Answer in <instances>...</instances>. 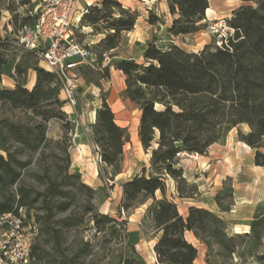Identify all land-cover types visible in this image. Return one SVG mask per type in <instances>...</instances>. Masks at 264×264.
I'll return each instance as SVG.
<instances>
[{
    "label": "trees",
    "instance_id": "16d2710c",
    "mask_svg": "<svg viewBox=\"0 0 264 264\" xmlns=\"http://www.w3.org/2000/svg\"><path fill=\"white\" fill-rule=\"evenodd\" d=\"M241 2L228 19L234 29L228 45L217 47L210 42L194 52L182 48L175 40L205 26L203 19L209 0H166L171 20L165 39L153 36L147 42L142 63L123 58L104 65L98 72L102 78H108L110 66L120 70L125 82L123 94L140 111L138 139L149 153L148 165L121 183V208L131 207L138 196L151 198L146 213L155 230L153 251L158 264H198L197 248L186 239V231H191L205 246L206 264H219L211 256L232 262L234 255L240 258L251 247L262 244L264 212L255 213L248 223V232L230 234L226 221L218 213L192 205L183 216L166 195L168 176L175 183L176 197H195L197 186L186 181L183 169L178 166L180 155L205 154L211 144L220 140L224 128L239 123L250 128L247 133H238L239 140L254 149V164L264 166L261 151L264 149V0ZM24 5L30 6V0H0V17L3 11H8L11 27L7 31L5 26V34L0 33V213L23 208L31 233L30 264H78L82 255L89 254L91 239H80L75 248L68 250L62 247L64 231L81 226L86 214V220L93 224L92 233H99L106 224L116 223V219L94 210L91 199L95 189L84 183L78 171L68 170L73 126L63 110L66 102L60 98L55 75L33 65L36 81L31 89L24 87V81H16L13 88L1 84L8 55L6 47L16 41L21 27L34 20L28 12L20 11ZM137 17L136 10L119 0L86 5L78 25L101 35L93 44L94 60L97 57L101 62L111 55L118 48L122 33L134 28ZM147 22L160 25L163 16L150 12ZM29 59L27 55L21 63H16L17 75L31 66ZM87 65L79 66L77 71L88 68ZM15 110L23 117H16ZM52 119L58 120L63 129L55 144L64 154L65 174L58 179L43 171L36 177L41 180L42 188L36 189L20 182L21 172L29 166L33 153L38 154L37 161L44 154L43 148L49 141L46 128ZM91 135L101 165L106 171L110 168V176L115 177L121 172L126 131L116 123L104 95L95 109ZM22 152L25 158L17 155ZM227 181L214 195L221 212L229 211L234 204L233 187ZM156 191L160 192L159 198ZM77 195H84L85 201L81 212L76 214ZM36 203L40 204V213L33 219L29 211L36 208ZM60 212L66 214L56 219ZM55 254L57 263L52 257ZM256 254L258 260L264 259V252ZM124 264L133 263L125 259Z\"/></svg>",
    "mask_w": 264,
    "mask_h": 264
},
{
    "label": "rangeland",
    "instance_id": "374dc122",
    "mask_svg": "<svg viewBox=\"0 0 264 264\" xmlns=\"http://www.w3.org/2000/svg\"><path fill=\"white\" fill-rule=\"evenodd\" d=\"M120 1L124 6L138 12L134 29L122 33L118 48L111 52L113 56L112 54L108 55L101 62H98L97 57H95V60L87 65L88 68H82L81 72L75 71L77 79L76 105L72 109V113H76L78 117H75V120L68 118L73 126L72 133H70L71 146L69 147V155L72 148V134L77 126V122L84 121V123H87L91 117V108H97L100 105L103 95L114 113L116 123L126 131L121 166L122 174L120 176L112 178L109 173L110 168L106 171L104 166L99 165L94 160L99 177L102 180V186L96 189L92 187L95 189V193L91 199V203L95 211L110 215L116 219V223H108L99 233H92V231L94 232L92 228L93 224H91V220H86V217H88V214H86L81 226L69 228L64 231L62 247H67L68 250L75 248L79 244L80 239H83V241L84 239H91V250L89 254L82 255L78 260V264H124L125 259H130L133 264H157L153 254V244L156 240L155 230L146 213V208L150 204L151 198L138 196L132 201L131 207L124 208L123 212H121L122 186L120 182L131 178L134 174L140 172L142 166L148 165L149 153L143 149L138 139L140 111L123 94L125 82L124 75L121 71L110 66L108 78H102L98 72H101L100 70L104 65L111 64L113 61L123 58H132L136 62L142 63L143 57L140 58V54L143 46L153 36L159 38L165 37V30L170 24L171 16L166 15L162 10L164 0ZM225 1L209 0L212 4L217 2L218 5ZM26 6L28 7L29 5ZM150 12L162 15L163 22L160 25L155 24L150 26L146 19ZM165 15L166 17H164ZM215 19L218 18H212V20ZM5 26L6 24L2 28L0 27L2 35L5 34ZM6 29L8 31L9 27L6 26ZM86 30V26L81 27L78 25L77 27H72L75 40L86 45L94 52L93 44L98 41L101 35L93 34L91 29L88 32ZM204 31L206 32L205 26ZM206 34L209 35L207 32ZM175 42L188 51L194 49L189 39L178 38ZM6 48V53L10 57H13L14 60L17 59V63H21L25 49L14 40ZM34 57L39 59L37 56ZM36 59L34 61H37ZM41 64L44 66L43 62ZM63 110L71 111L70 107H64ZM13 113L16 117L22 116L18 110H15ZM249 130L250 128L246 123H239L228 129L224 128L220 140L216 144L208 147L205 154H199L198 156L194 154H181L178 164L183 169L186 181L197 186L198 200L206 205L210 204L212 194H216L221 184L227 181V178L230 179L227 182L233 185V196L236 198V202H234L231 209L225 212L227 221L236 224L233 230H228L230 234L244 233V227L241 223L245 222L248 224L255 213L258 211L264 212V166L260 169L254 167L252 162L254 149L239 140L238 133L244 134ZM62 135L63 129L61 123L55 119L50 120L46 128V136L49 141L47 146L43 148L44 154L41 158L39 156V161L36 160L38 154H32L29 166L22 169L20 182L33 185L36 189H41L43 184L36 177L41 176L43 171H47L50 175L58 177V179L63 178L65 174L64 154L55 144V141ZM237 147L241 148L239 149ZM261 151L264 153V149H261ZM52 154L57 157L54 159ZM17 155L20 158H25L24 152ZM60 168L62 169L60 170ZM68 170L73 171L71 158ZM106 179L111 180V184L106 182ZM165 181L167 197L177 204L178 201L175 199L176 190L173 179L167 176ZM74 192L77 194L76 190ZM201 194L202 196L200 197L199 195ZM155 196L159 198L160 192L156 191ZM84 201V195H77V206L74 208L76 214L81 212V204ZM183 205V203L178 204L180 209H183ZM39 206L40 204L36 203V208L30 209L31 218L35 219V215L40 213ZM65 214L64 212L57 213L55 218L59 219ZM87 227L91 228L88 229ZM246 229L249 231V225ZM250 249L244 252V255L240 258L234 255L231 260L232 262H224L220 257L213 258L211 256V258L215 259L219 264H264V259L258 260L255 256L257 255L256 253L260 254L264 252V237L259 247H251ZM205 252L206 248L204 251V260ZM52 257L55 260L54 263H57V255L55 254Z\"/></svg>",
    "mask_w": 264,
    "mask_h": 264
},
{
    "label": "built area",
    "instance_id": "2783aa9c",
    "mask_svg": "<svg viewBox=\"0 0 264 264\" xmlns=\"http://www.w3.org/2000/svg\"><path fill=\"white\" fill-rule=\"evenodd\" d=\"M78 3L79 0H38L37 8L28 11L34 16L33 22L21 27L16 35V42L26 50L35 51L45 69L55 75L60 95L71 112L76 105L75 71L94 61L93 52L73 36L72 27L78 26L85 12V7ZM228 19L206 20L205 30L217 47L227 46L233 36L234 29ZM92 150L94 160L101 165L95 144ZM106 182L111 184L112 181L106 179ZM28 229L22 207L0 213V264H30L31 233Z\"/></svg>",
    "mask_w": 264,
    "mask_h": 264
},
{
    "label": "crops",
    "instance_id": "0c3cea01",
    "mask_svg": "<svg viewBox=\"0 0 264 264\" xmlns=\"http://www.w3.org/2000/svg\"><path fill=\"white\" fill-rule=\"evenodd\" d=\"M98 1H100V0H79L78 5L86 7V5L94 4V3H97ZM227 2H230L231 5H230V3H227ZM241 4H242L241 0H229V1L226 0L224 3L219 4V5L217 2L213 3V4L211 2H209V7L205 10V19H203V22H206V20L212 19V18L227 17V16L230 17L231 11L235 7H237ZM37 6H38V0H30V6L27 7L26 5H24L23 8H20V11L21 12H28L29 10L36 9ZM162 10L165 12L166 15H169L167 13L166 0H164ZM166 15L164 17H166ZM9 18H10L9 12L3 11L2 15H1V19H0V27L1 28H2V26H4L6 24V26L9 27V30H10ZM135 24H136V22H135ZM149 25L152 26L153 24L149 23ZM86 28H87L86 32L90 31V29L88 27H86ZM184 39L185 40L189 39L191 41V43L193 44V47H194V49H192V51H194V52L200 50L205 44L210 43L212 40L211 37L209 35H207L206 32L204 31V27L202 29L198 30L197 32L193 33V34H189V35L185 36ZM144 47H145V45L143 46L142 51H143ZM27 55L30 58L28 63L31 66H29L27 68L25 73H21L20 75H17L15 73V65H16L18 60L17 59L14 60L13 57H10L9 55H7L6 63L3 66V74L1 76V84L3 86L8 87V88H13L15 86L16 81H19V82L24 81V87H26L28 89H31L33 87V85L35 84V81H36V72L32 68V66L37 65V66H40L42 68H45V66H43L41 64L42 61L40 59H36V57H34L37 55L33 51H26L25 50V54H24L23 59ZM140 58H142V52L140 54ZM35 59L37 61H34ZM60 97H61V95H60ZM64 107H68V106L66 105ZM95 109H96V107L91 108V110H90L91 117L87 121V123H84V121L77 122V126L75 127L74 132L72 134V148L70 151V158H71V167H73V170H76L80 173L83 181L86 184H88L89 186L96 189V188L102 186V180L99 177L98 170L96 168V164H95L94 159H93V150H92L94 143H93V139H92V135H91V124L94 121ZM65 112L67 113L69 119H71V118L74 119L75 117H78V115L76 113H75L76 114L75 115L71 111L65 110ZM71 114H73V115H71ZM213 144H216V142ZM213 144H211L210 146H212ZM244 145H246V144H244ZM237 148L240 149L241 147H237ZM253 158H254V154L252 155V162H253ZM253 165H254V167H256L258 169H260L262 167L259 165H255L254 162H253ZM121 174H122V170L116 176H120ZM121 183L122 182H120V184ZM221 187H222V184H221ZM233 195H234V191H233ZM196 196L195 197H189V198H179V197L175 198L178 201V202L177 201L176 202H177V207H178L180 214H182L183 216L186 215L188 207L192 206V205L205 207V208H207L213 212L219 213L221 217L223 214L222 218L223 219L225 218L224 220H226L227 231L233 230V227H235L236 224L229 223L226 219L227 218L226 213L219 211V208H218V206H217V204L213 198L214 194H212V200H211L209 205H206L205 203L200 202L198 200V196L197 197ZM199 196L201 197L202 194ZM233 200H234V202H236V198L234 196H233ZM180 203L184 204L183 209L179 208L178 204H180ZM243 219H246V218H243ZM241 225L244 227L243 231L247 232L248 229H246V228L248 227V224L244 222V223H241ZM185 237L189 242H191L197 248V257H196L195 261L198 264H206L205 260L203 258L204 257V251H205L204 245L193 235V233L191 231H186ZM155 241H154V243H155ZM153 246H154V244H153ZM153 254H154V251H153Z\"/></svg>",
    "mask_w": 264,
    "mask_h": 264
},
{
    "label": "bare ground",
    "instance_id": "6f19581e",
    "mask_svg": "<svg viewBox=\"0 0 264 264\" xmlns=\"http://www.w3.org/2000/svg\"><path fill=\"white\" fill-rule=\"evenodd\" d=\"M194 155L198 156V154H194Z\"/></svg>",
    "mask_w": 264,
    "mask_h": 264
}]
</instances>
